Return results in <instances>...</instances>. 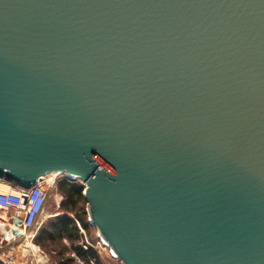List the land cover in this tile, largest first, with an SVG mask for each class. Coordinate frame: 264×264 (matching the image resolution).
<instances>
[{
  "label": "water",
  "instance_id": "obj_1",
  "mask_svg": "<svg viewBox=\"0 0 264 264\" xmlns=\"http://www.w3.org/2000/svg\"><path fill=\"white\" fill-rule=\"evenodd\" d=\"M53 172L121 264H264V0H0V179Z\"/></svg>",
  "mask_w": 264,
  "mask_h": 264
},
{
  "label": "built area",
  "instance_id": "obj_2",
  "mask_svg": "<svg viewBox=\"0 0 264 264\" xmlns=\"http://www.w3.org/2000/svg\"><path fill=\"white\" fill-rule=\"evenodd\" d=\"M3 180L0 179V184ZM61 181L73 182L70 177L60 174L53 180L43 176L29 188L12 186L3 190L0 188V223L8 232L0 228V264H45L30 260L33 249L24 242L34 243V229L41 222L48 198L55 193ZM17 221L16 230L9 231L11 224ZM38 248V246H37ZM88 249L87 245H83Z\"/></svg>",
  "mask_w": 264,
  "mask_h": 264
},
{
  "label": "rangeland",
  "instance_id": "obj_3",
  "mask_svg": "<svg viewBox=\"0 0 264 264\" xmlns=\"http://www.w3.org/2000/svg\"><path fill=\"white\" fill-rule=\"evenodd\" d=\"M61 183L66 184L67 187L69 184H76L81 186L83 190V182L80 179H76L73 182L61 181ZM63 205L66 207H63ZM70 208H72L71 203L57 186L55 193L48 198L41 216V222L34 229L35 237L33 241L38 246L37 252L46 257L45 264H85L72 251L73 244H81L82 247L87 245V248H92L97 252L98 261L91 260L88 264H121V261L113 255L108 246L101 240L96 228L89 221L83 195L82 200L76 206H73V210H69ZM63 215H67L74 220L80 237L70 239L63 235L61 237L56 236L53 241L46 238L37 241L41 231L50 230L51 222L57 216ZM82 222L86 223V227L82 225ZM30 260L34 263L39 261L36 253L31 254Z\"/></svg>",
  "mask_w": 264,
  "mask_h": 264
},
{
  "label": "trees",
  "instance_id": "obj_4",
  "mask_svg": "<svg viewBox=\"0 0 264 264\" xmlns=\"http://www.w3.org/2000/svg\"><path fill=\"white\" fill-rule=\"evenodd\" d=\"M58 188L61 192L64 193L68 201L71 203L72 208L69 210H73V206H76L82 200V187L76 184H69L67 187L66 184L59 183ZM63 207H66L63 205ZM82 225L86 227V223L82 222ZM50 230H42L41 233L37 237V241H40L42 238H46L49 240H54L56 236H63L70 239H77L79 238L78 228L74 222V220L67 216H57L50 224ZM72 251L75 253L76 256L82 259L85 264H88L91 260L98 261V254L97 252L92 249H84L81 244H73Z\"/></svg>",
  "mask_w": 264,
  "mask_h": 264
},
{
  "label": "bare ground",
  "instance_id": "obj_5",
  "mask_svg": "<svg viewBox=\"0 0 264 264\" xmlns=\"http://www.w3.org/2000/svg\"><path fill=\"white\" fill-rule=\"evenodd\" d=\"M60 172H53V173H50L48 175L45 176V178H48L49 180H53L55 177L59 176ZM0 188L3 189V190H7L9 189V183L6 182V181H2L1 184H0ZM60 201V200H59ZM46 211V210H45ZM46 214V213H45ZM5 225H3L2 223H0V228L3 232H8L7 228L4 227ZM16 227H17V221L15 222V224H11V228L9 229V231H13V230H16ZM9 233V232H8ZM28 247L32 248L34 253H36V256L38 258L39 261L41 262H45L46 261V257L43 256V255H40L38 252H37V246L35 244H33L32 242H30L28 239L25 240L24 242ZM35 255V254H34ZM48 260V259H47Z\"/></svg>",
  "mask_w": 264,
  "mask_h": 264
}]
</instances>
